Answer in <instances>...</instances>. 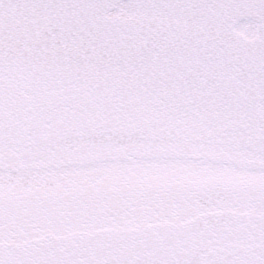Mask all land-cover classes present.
Here are the masks:
<instances>
[{
    "label": "snow or ice",
    "instance_id": "obj_1",
    "mask_svg": "<svg viewBox=\"0 0 264 264\" xmlns=\"http://www.w3.org/2000/svg\"><path fill=\"white\" fill-rule=\"evenodd\" d=\"M0 264H264V0H0Z\"/></svg>",
    "mask_w": 264,
    "mask_h": 264
}]
</instances>
